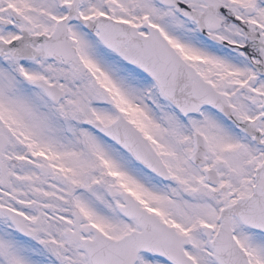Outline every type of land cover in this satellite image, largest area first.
Wrapping results in <instances>:
<instances>
[{
	"label": "snow or ice",
	"instance_id": "snow-or-ice-1",
	"mask_svg": "<svg viewBox=\"0 0 264 264\" xmlns=\"http://www.w3.org/2000/svg\"><path fill=\"white\" fill-rule=\"evenodd\" d=\"M0 264H264V0H0Z\"/></svg>",
	"mask_w": 264,
	"mask_h": 264
}]
</instances>
